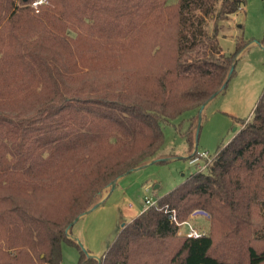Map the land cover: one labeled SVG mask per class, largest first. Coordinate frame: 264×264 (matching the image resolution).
Masks as SVG:
<instances>
[{"label": "trees", "instance_id": "1", "mask_svg": "<svg viewBox=\"0 0 264 264\" xmlns=\"http://www.w3.org/2000/svg\"><path fill=\"white\" fill-rule=\"evenodd\" d=\"M33 1L0 0V264H62L73 219L156 157L164 123L186 112L192 148L245 45L218 40L245 0ZM156 200L77 264H264V88L212 162ZM195 210L208 232L178 233L171 215Z\"/></svg>", "mask_w": 264, "mask_h": 264}, {"label": "rangeland", "instance_id": "2", "mask_svg": "<svg viewBox=\"0 0 264 264\" xmlns=\"http://www.w3.org/2000/svg\"><path fill=\"white\" fill-rule=\"evenodd\" d=\"M38 1H33V6ZM207 22L210 35L212 20L207 19ZM223 24L218 40L224 52L233 51L238 40H244L245 45L237 55L226 87L210 98L197 114L192 129L193 147L189 148L184 134L190 112L164 123V144L154 158L167 159L148 163L122 175L111 191L110 186L105 187L98 198L99 201L106 195L102 202L71 226L72 236L67 235L75 244L62 242V264H77L81 252L86 258L90 253L98 259L114 240L122 224L145 208V198L156 199L197 170V164L189 163V156L194 150L204 151L211 158L218 146L226 144L251 117L264 88V0H245L243 6ZM185 118L177 127L179 120ZM188 222L197 230L208 232L209 219L206 215H192ZM178 226V233H186L188 224Z\"/></svg>", "mask_w": 264, "mask_h": 264}, {"label": "built area", "instance_id": "3", "mask_svg": "<svg viewBox=\"0 0 264 264\" xmlns=\"http://www.w3.org/2000/svg\"><path fill=\"white\" fill-rule=\"evenodd\" d=\"M40 2H41V0L38 1V3H40ZM189 157H190L189 163L197 164V170H204L212 162V159H213V156L210 158V156L207 155L206 152H204V151L198 152L196 150H194ZM200 161H202V162H200ZM145 204H146L145 207L156 205L157 200L145 198ZM171 219L174 220L176 222V224H178V225L188 224V227H187L186 233H185L188 236H196V235L205 233L204 230H197L195 227L190 225V223L188 221H184V222L177 221L174 214L171 215Z\"/></svg>", "mask_w": 264, "mask_h": 264}, {"label": "water", "instance_id": "4", "mask_svg": "<svg viewBox=\"0 0 264 264\" xmlns=\"http://www.w3.org/2000/svg\"><path fill=\"white\" fill-rule=\"evenodd\" d=\"M23 1H26V0H23ZM233 66H234V65H231L230 70H229V74L227 75V78H229V75H230V72H231L232 69H233ZM224 85H225V82L223 83L222 87H223ZM216 93H217V92H215L214 94H212L210 98H212ZM210 98H209V99H210ZM209 99H208V100H209ZM208 100H207V101H208ZM207 101L204 102V103L201 105V108H200L198 114H200L201 110L203 109V107L205 106V104L207 103ZM198 129H199V127L197 126V128H196V133L198 132ZM234 130H235V129H234ZM166 159H167V158H154V159L150 160L148 163H151V162H157V161H164V160H166ZM148 163L143 164V165H140V166H137V167H133V168L129 169L128 171L124 172L123 174H121L120 176H118L117 178H115V179L110 183V189H109V191H110L111 189L114 188V186H115V184H116V181L119 179V177H121L122 175H124V174H126V173H128V172H130V171H133V170H135V169H137V168H140V167H142V166H145V165H147ZM155 187H157V185H156ZM109 191H108V193H109ZM108 193H107V194H108ZM105 196H106V195H105ZM105 196H104V197H105ZM104 197H103L102 199H100L99 201H97L96 203H94L90 208H88L87 210H85L84 212H82L81 214H79L78 216H76V217L73 219V221L69 224V226L67 227V229H66L67 234H69V230H68V229L73 225V223H74L76 220H78L81 216H83L85 213H87L88 211H90L91 209H93V208H95L97 205H99V204L102 202V200L104 199ZM196 214H203V215L208 216V214H207L204 210H195V211L192 213V215H196Z\"/></svg>", "mask_w": 264, "mask_h": 264}, {"label": "crops", "instance_id": "5", "mask_svg": "<svg viewBox=\"0 0 264 264\" xmlns=\"http://www.w3.org/2000/svg\"><path fill=\"white\" fill-rule=\"evenodd\" d=\"M159 158V157H158ZM144 209V208H143ZM141 209L140 212L143 210ZM69 235H71V233H69ZM72 236V235H71ZM89 257H94V255L90 254V253H87ZM97 258V257H96Z\"/></svg>", "mask_w": 264, "mask_h": 264}]
</instances>
